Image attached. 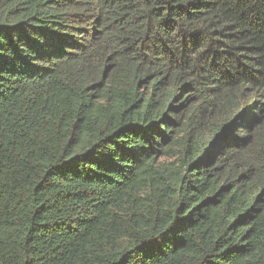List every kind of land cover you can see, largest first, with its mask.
I'll return each mask as SVG.
<instances>
[{"label": "trees", "instance_id": "1", "mask_svg": "<svg viewBox=\"0 0 264 264\" xmlns=\"http://www.w3.org/2000/svg\"><path fill=\"white\" fill-rule=\"evenodd\" d=\"M0 264H264V0H0Z\"/></svg>", "mask_w": 264, "mask_h": 264}]
</instances>
